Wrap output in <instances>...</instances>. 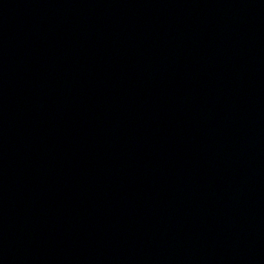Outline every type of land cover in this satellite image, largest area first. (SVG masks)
Segmentation results:
<instances>
[{
  "label": "water",
  "instance_id": "water-1",
  "mask_svg": "<svg viewBox=\"0 0 264 264\" xmlns=\"http://www.w3.org/2000/svg\"><path fill=\"white\" fill-rule=\"evenodd\" d=\"M0 264H264V0H0Z\"/></svg>",
  "mask_w": 264,
  "mask_h": 264
}]
</instances>
